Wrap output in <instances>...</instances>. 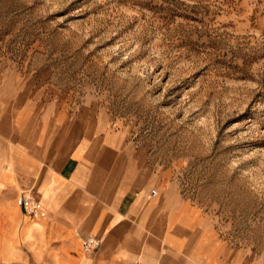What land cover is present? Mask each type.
Segmentation results:
<instances>
[{
  "label": "rangeland",
  "instance_id": "1",
  "mask_svg": "<svg viewBox=\"0 0 264 264\" xmlns=\"http://www.w3.org/2000/svg\"><path fill=\"white\" fill-rule=\"evenodd\" d=\"M1 88L100 101L264 258V0H0Z\"/></svg>",
  "mask_w": 264,
  "mask_h": 264
},
{
  "label": "crops",
  "instance_id": "2",
  "mask_svg": "<svg viewBox=\"0 0 264 264\" xmlns=\"http://www.w3.org/2000/svg\"><path fill=\"white\" fill-rule=\"evenodd\" d=\"M153 188L155 197L148 198ZM41 201L35 219L18 196ZM101 244L90 251L83 240ZM264 264L167 186L100 101L0 89V264Z\"/></svg>",
  "mask_w": 264,
  "mask_h": 264
},
{
  "label": "built area",
  "instance_id": "3",
  "mask_svg": "<svg viewBox=\"0 0 264 264\" xmlns=\"http://www.w3.org/2000/svg\"><path fill=\"white\" fill-rule=\"evenodd\" d=\"M158 192L159 191L157 188H153L151 192L148 194V198L155 197L158 194ZM16 203L23 209L25 214L35 219H43L48 216V211L44 206V204L31 195L22 194L18 196L16 199ZM82 244H83V248L86 251H90L97 248L101 244V241L96 237L89 236L83 240ZM138 264H147V263L140 262Z\"/></svg>",
  "mask_w": 264,
  "mask_h": 264
}]
</instances>
